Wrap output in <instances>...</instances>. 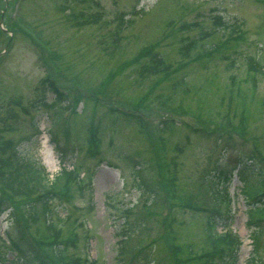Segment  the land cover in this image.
I'll use <instances>...</instances> for the list:
<instances>
[{
	"label": "rangeland",
	"instance_id": "374dc122",
	"mask_svg": "<svg viewBox=\"0 0 264 264\" xmlns=\"http://www.w3.org/2000/svg\"><path fill=\"white\" fill-rule=\"evenodd\" d=\"M6 3L0 0V146L19 143L50 178L70 170L63 197L51 202L64 216H54L60 239L76 237L79 248L69 254H90L88 264H204L205 221L220 210L242 240L238 264L253 255L264 264V221L254 245L248 192L264 179V0ZM201 35L207 51L182 55L183 44ZM222 171L231 176L220 183L229 206L210 183L222 181ZM28 200L17 196L12 211L25 214ZM137 218L146 229L122 255L125 226ZM40 220L15 224L0 215V264H28L8 245L19 230L51 249Z\"/></svg>",
	"mask_w": 264,
	"mask_h": 264
},
{
	"label": "trees",
	"instance_id": "16d2710c",
	"mask_svg": "<svg viewBox=\"0 0 264 264\" xmlns=\"http://www.w3.org/2000/svg\"><path fill=\"white\" fill-rule=\"evenodd\" d=\"M193 41L197 42L195 44L194 42L193 44L191 43L185 49L181 47V50L188 51L186 49L192 45V47H195L200 40L193 39ZM155 63L156 67L160 65L159 62ZM151 64H153L151 61L147 62V64L142 67L141 72L143 74L151 72ZM129 65L130 64H125V68ZM49 84L50 88L57 94L58 99H62L63 93L58 89L55 83L49 80ZM76 99L78 102V97H76ZM136 104L138 105V102H136ZM140 127L142 128L143 126L141 125ZM89 148L93 151L91 137H89ZM0 151L8 155L6 158L4 155H1L0 158V188L4 197L11 202V205L7 204V206L16 207L15 202L17 196H25L29 199L25 214H19L18 211H12L10 213L14 223L19 224V222L23 220L26 225L29 222L28 219L33 220L35 223H41L42 221L40 219L42 218L44 220V234H48L51 239H53L50 242L52 246L50 250L41 249L34 245L25 236L26 234L21 233V230H19L18 235L10 237L9 244L18 254L17 261L19 262V260H23L24 263L28 264H46L43 260V257H46L50 261V264H88L87 259L83 256L82 259L76 258L78 256L76 251L69 254L72 249L79 248L77 246L76 237L70 236L60 239L58 227L56 222L52 219V214L55 213L56 210L53 208L51 201L55 199L53 197H63V182L69 175H71L70 170L64 169L61 175H58L53 181H50L45 168L42 167L41 164L33 158L23 156L20 153L18 143H4L0 146ZM70 151L73 152L72 150ZM65 155L66 153H64L62 157L65 158ZM221 174L225 175L222 181L215 182L211 180L210 183L213 188L218 186L221 187L223 184L220 183L228 182L231 178V176L226 174L225 171H222ZM250 188L251 185L249 184L248 192L253 193L251 196L253 201L250 202L249 210L251 223H255V225L260 227L264 221V179L259 187L254 188L255 190H250ZM218 191L222 194L220 201L226 202L229 206L230 196L227 188H224L223 186V191L220 189H218ZM219 208L220 206L217 209ZM69 216H71V214ZM253 217H257L258 219L253 220ZM62 220H64V216L61 215L58 218V222ZM221 221H223V216L221 215L220 210L210 213L205 221V233L210 250L206 252L207 255L205 257L199 259V261H202L203 258H206L204 264H216L218 258L222 260L221 264H238V254L241 242L239 237L236 234H233L230 229L223 232L218 230ZM144 229H146V226L139 218L133 221L128 220V226H125V235L120 241L122 255L127 251L126 244L132 239L135 233H141ZM253 237L255 241H258L259 234L257 233V230H255ZM139 246H141L139 248L140 253L142 251L141 248L144 245L140 243ZM171 247L173 248V243L171 244ZM128 249L130 250V248ZM134 251H137V249ZM190 254L196 255V253ZM180 259V262L175 264H186L187 261H189V258ZM253 259V264H256L257 259L255 260V257H253Z\"/></svg>",
	"mask_w": 264,
	"mask_h": 264
}]
</instances>
